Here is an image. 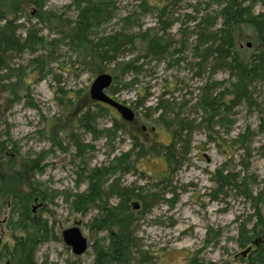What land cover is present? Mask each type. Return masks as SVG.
I'll use <instances>...</instances> for the list:
<instances>
[{"label":"rangeland","instance_id":"374dc122","mask_svg":"<svg viewBox=\"0 0 264 264\" xmlns=\"http://www.w3.org/2000/svg\"><path fill=\"white\" fill-rule=\"evenodd\" d=\"M74 1L45 0L44 9L73 19ZM109 1L113 9L112 18L99 32L110 33L124 27L123 19L130 23L127 26L131 31L157 27L159 13L151 6L162 7L165 4L164 0ZM251 3L253 11L264 16V0H247V4ZM219 9V0H175L174 5H169L167 16L162 18L163 22L171 24L166 26L163 35L176 40L173 46H177L179 38L192 41L194 23L186 21L184 15L199 18L217 13ZM28 11L19 23L24 27L37 25L34 18L37 11L34 8ZM36 29L40 32L43 27L37 25ZM40 34L49 40L56 38L47 30ZM50 56L41 71L29 63L34 54L25 53L17 57L16 64L29 65V74L15 94L3 91L5 84L0 80V146H3L0 149L5 156L11 151L9 145L14 143L16 147L13 151L21 161L35 159L40 162V171L33 172L31 176L22 172L21 176L46 193V200L35 201L32 205L30 216L34 220L39 217L47 220L54 237L35 248L34 264H93L92 245L97 241H107L105 233H95L90 229L95 211L76 213L72 207L75 195L88 190L89 181L82 177L81 168L84 165L80 163V158H76L77 149L68 138L59 133L53 139L50 134L57 133L53 120H58L67 129V136L72 134L74 118L68 115V108L71 107L68 100L76 90H81L84 97L88 96L94 77L73 64V53L65 45L54 46ZM178 56L175 53L173 60ZM132 57L134 55L127 59ZM181 58L184 61L178 65H170L169 58L141 60L139 65L143 68L139 75L114 74L118 77L113 86L121 91L112 97L130 107L140 125L146 126L147 130L143 132L148 136L140 133L136 136V141L144 149L143 142L156 148L169 145L175 128H185L181 134L189 142L186 157L183 153L181 155L180 147H176L174 156L177 164L169 167L161 154L147 152L143 157H137L139 147L132 150L133 139L129 134L116 132L111 138L101 132L96 137L81 134L82 145L89 147L83 162L89 168L108 167L112 158L132 150L124 164H134V171L124 176L120 174V184H134L144 191L158 193L155 207L141 218L137 232L144 249L155 254L158 264H187L189 258L196 255L205 263L239 264L237 255L243 252L237 244L239 230L243 227L250 230L256 222V211L260 209L262 213L264 207L262 203L253 206L241 191L242 187L239 190H217L212 175L219 169L224 175L238 176V180L245 178L247 190L252 192V196L261 193L263 198L264 133H260L258 127L260 118H264V82L257 87L254 95L255 108L242 105L209 116L196 106L200 88L208 81V74L201 78L195 76L198 69L188 65L192 58L189 49L181 54ZM225 78V74L219 73L211 80L222 81ZM129 82L135 84L123 88ZM108 95L111 96L110 93ZM160 98L173 109L174 113L170 116H162L155 110ZM112 118L120 117L111 108L105 118L97 121L98 132L108 129ZM246 133L248 137L253 136L249 153L234 143ZM57 143L62 149L57 147ZM109 152L113 155L107 158ZM118 174H108L104 185L112 182ZM133 203V206H139L136 200L131 205ZM10 216L6 211L0 214V252L5 245L11 247L14 243L8 227V219H12ZM74 225L88 241L87 251L79 257L61 238V232ZM260 235L259 238L264 233Z\"/></svg>","mask_w":264,"mask_h":264},{"label":"trees","instance_id":"16d2710c","mask_svg":"<svg viewBox=\"0 0 264 264\" xmlns=\"http://www.w3.org/2000/svg\"><path fill=\"white\" fill-rule=\"evenodd\" d=\"M164 1L162 7L151 6L159 13L157 27L131 31L127 26L130 23L123 19L124 27L106 33L99 30L112 18L113 9L109 0H75L73 19L44 9L45 0H0V80L5 84L2 90L15 94L16 89L25 83L29 65L16 64L17 57L25 53L34 54L35 57L29 60V63L41 71L44 69L43 65L51 59L54 46L68 47L75 58L73 64L89 72L91 76L110 74L113 83L107 92L111 97L121 91L113 86L117 81L118 76H115L117 73L139 75L143 68L139 62L148 59L169 58L170 65H178L184 61L181 54L189 49L192 58L188 65L198 69L194 73L195 76L201 78L202 75L208 74V81L200 88L196 102L199 109L212 116L221 110L228 111L229 108L242 105L255 108L254 95L257 87L264 82V16L256 14L252 9L253 4H247V0H219L220 9L217 13H208L199 18L185 14L186 21L194 23L192 27L194 39L189 41L186 38L185 40L179 38L177 46H173L176 40L164 36L166 26L169 27L171 24H166L162 18L167 16L169 5H174L175 0ZM30 8L37 11L34 18L37 25L43 27L40 32L36 29L37 25L24 27L19 23ZM44 30L56 35V38L49 40L43 37L40 33ZM175 53L179 56L173 60ZM132 55L134 57L127 59ZM219 73L225 74L227 78L212 81L211 79ZM134 84L135 82H129L124 84L123 88ZM73 94L68 100L71 104L68 115L74 118L72 134L67 136V129H64L58 120H53V128L57 133H51L50 136L55 139V136L62 133L68 138L77 149L76 158H80L82 161L80 163L84 165L81 168L82 177L89 181L88 190L75 195L72 207L76 213L95 211L90 229L95 233H105L107 241V243L97 241L92 245L93 264H158L155 254L144 249L137 233L141 218L155 207V202L159 199L158 193L144 191L142 187L134 184L121 185L120 174L124 176L123 174L134 171V164L124 162L129 159L131 151L136 147H139L137 157H143L147 152L161 154L169 167L177 164L174 156V153H177L176 147H180L181 155L182 153L185 157L187 155L186 148L189 142L181 134L185 128H175L169 145L160 146L158 149L155 145L148 146L143 142L146 146L144 149L136 141L137 134L146 136L143 132L144 126L140 125L137 115L132 123L121 118H112L110 127L98 132L97 121L105 118L111 107L93 101L89 92L85 97L81 90H76ZM262 109L264 111V108ZM155 110L162 113V116L174 113L170 105L161 98ZM151 128L154 126L151 125ZM78 130L83 132L80 133ZM258 130L264 133L263 117L260 118ZM101 132L111 138L116 132L129 134L128 136L133 139V148L121 157L112 158L108 167L89 168L83 162L89 147L82 145L81 134L96 137ZM252 137H248L246 133L234 143L245 153H249ZM2 147L0 146L1 149ZM9 147L12 152L5 156L4 151L0 149V214L6 211L8 217L11 215L10 218L13 219L7 218L14 243L11 247L5 245L2 248L0 262L34 264L35 248L54 237L53 229L48 226L47 220L41 217L34 220L30 216L32 205L35 201L46 200V193L32 181L21 176L22 172L31 176L33 172L38 171L40 162L35 159L21 161L18 154L13 151L15 144L11 143ZM57 147L62 149L61 144ZM262 150L264 151V146ZM107 155L109 158L113 152ZM116 172H119L115 175L117 178L104 185L108 174ZM212 176L217 190L223 191L227 188L239 190L242 187L241 191L252 201L253 206L262 203L264 207V196L261 198L262 194L258 193L253 197L252 192L247 190L245 178L238 180V176L230 173L224 175L219 169ZM134 200L139 206H133L134 203L131 205ZM255 215L256 222L250 230L244 227L239 230L238 247L243 251L250 247L245 257H242V252L237 255L239 264H264V236L259 238L260 234L264 233V211L261 213L258 209ZM187 264L212 263H205L196 255L189 258Z\"/></svg>","mask_w":264,"mask_h":264},{"label":"water","instance_id":"95a60500","mask_svg":"<svg viewBox=\"0 0 264 264\" xmlns=\"http://www.w3.org/2000/svg\"><path fill=\"white\" fill-rule=\"evenodd\" d=\"M112 82L113 78L108 73H101L95 76L89 86V96L93 101L109 105L117 111L125 122L131 123L135 119L134 111L130 107L112 99L107 93V89L112 85ZM61 238L63 243L71 249V252L76 257L82 256L88 249V241L77 225L63 230ZM249 249L250 247L241 253L242 257L247 255Z\"/></svg>","mask_w":264,"mask_h":264},{"label":"flooded vegetation","instance_id":"af4514ba","mask_svg":"<svg viewBox=\"0 0 264 264\" xmlns=\"http://www.w3.org/2000/svg\"><path fill=\"white\" fill-rule=\"evenodd\" d=\"M135 118H136V115H135ZM131 123H132V122H131ZM153 129H154V128H151V130H153ZM146 130H147V128L144 126V127H143V131H146ZM146 136H148V133H146ZM38 207H40V206H37V208H38ZM35 210H36V207L33 208V211H35Z\"/></svg>","mask_w":264,"mask_h":264},{"label":"bare ground","instance_id":"6f19581e","mask_svg":"<svg viewBox=\"0 0 264 264\" xmlns=\"http://www.w3.org/2000/svg\"><path fill=\"white\" fill-rule=\"evenodd\" d=\"M249 251H250V249H249ZM249 251H248V252H249Z\"/></svg>","mask_w":264,"mask_h":264}]
</instances>
